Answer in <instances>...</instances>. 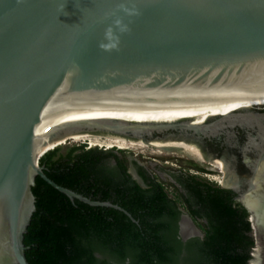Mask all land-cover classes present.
<instances>
[{"label": "water", "instance_id": "obj_1", "mask_svg": "<svg viewBox=\"0 0 264 264\" xmlns=\"http://www.w3.org/2000/svg\"><path fill=\"white\" fill-rule=\"evenodd\" d=\"M119 2L0 0V264H30L24 238L38 176L71 200L131 217L46 175L39 159L58 146L40 147L54 137L85 133L202 155L192 142L262 127L264 0H136L141 14L125 17L131 30L119 50L104 51L105 13ZM258 135L264 140V130ZM256 178L243 199L250 261L259 245L256 264H264V175Z\"/></svg>", "mask_w": 264, "mask_h": 264}, {"label": "trees", "instance_id": "obj_2", "mask_svg": "<svg viewBox=\"0 0 264 264\" xmlns=\"http://www.w3.org/2000/svg\"><path fill=\"white\" fill-rule=\"evenodd\" d=\"M62 150L58 146L39 159L49 178L93 200L117 204L131 217L71 200L38 176L36 211L24 238L30 264H249L255 245L249 213L234 204L230 189L178 177L188 191L182 196L190 213L206 220L204 237L184 243L177 226L165 220L179 211L161 183L142 187L131 180L114 148L83 143ZM138 173L148 179L142 167Z\"/></svg>", "mask_w": 264, "mask_h": 264}, {"label": "flooded vegetation", "instance_id": "obj_3", "mask_svg": "<svg viewBox=\"0 0 264 264\" xmlns=\"http://www.w3.org/2000/svg\"><path fill=\"white\" fill-rule=\"evenodd\" d=\"M261 110V111H259ZM258 108L255 111L264 112V109ZM262 127L259 128V125L256 123L254 127L247 125H237L235 127L225 130L220 135L215 137H202L196 142V144L202 155L204 165L198 163H191V165L203 172L208 173H217L221 175L223 183L221 182V187L230 189L232 191V200L234 204L239 205L240 207L247 210L249 213L248 220H250V212L248 210L247 204L244 202L243 195L247 192L249 186L248 180L251 177L255 176L257 178L264 175V165L260 168L261 174L255 173V169L258 167V161L260 155L262 154L260 143L264 142L260 138L258 132L261 133L264 129V122H262ZM259 144V145H258ZM264 146V145H263ZM221 160L224 163V172H220L215 168V160ZM206 162V163H205ZM136 166L135 170L142 182L135 178L133 171L127 167V173L130 175L131 180H136L142 187H146L150 181H155L161 183L164 186V191L167 193V197L171 200H176L177 210L179 211L178 215H167L165 220H168L170 223L177 226V234L181 242H187L192 238H203L198 235H193L192 232L196 231L195 228L204 233L203 226L206 222L205 219L201 217H196L190 213L189 208L187 207L184 196H188V191L182 187L181 183L178 181V177L181 179L191 180L195 178L196 180L203 181L200 177L192 175L189 171H184L183 169L178 171L168 170L166 176H154L148 169L144 166H141L138 162L134 161ZM142 167L148 176V179L145 180L139 173V168ZM183 176V177H182ZM256 178V179H257ZM193 180V179H192ZM205 181V180H204ZM172 183L174 188L177 190V197L171 195L166 188V183ZM229 185V186H228ZM264 194V191L262 192ZM250 195V193L248 194ZM189 223L190 231H185L184 226ZM185 224V225H184ZM183 227V228H182ZM192 227H195L192 230ZM189 234L188 237H185L182 233ZM257 249V247H256ZM252 251V250H251ZM251 264V261H249ZM253 264V261H252Z\"/></svg>", "mask_w": 264, "mask_h": 264}, {"label": "rangeland", "instance_id": "obj_4", "mask_svg": "<svg viewBox=\"0 0 264 264\" xmlns=\"http://www.w3.org/2000/svg\"><path fill=\"white\" fill-rule=\"evenodd\" d=\"M114 141L115 138L90 134V137L88 138H82V139L70 138L64 141V143H59V144H61V147L63 149L62 151H65L67 147L72 146L74 144H83V143H86L88 147L98 146L99 148H103V149L114 148V151L118 153L120 158L125 162V165L130 169V171L136 172L135 170L136 166L134 164V161H136L141 166H144L146 169H148L156 177H159L160 175L163 177L166 176L167 174L166 172L168 170L178 171L183 169L184 171H189V173L197 177H200L201 179L207 180L217 185H221V182H219L220 179H222L221 175H218L217 173L203 172L194 168L191 165V163L193 162L198 163L200 165H204L203 160L197 157L195 154H191L181 149L170 148L168 150L165 149L161 150L149 146L136 147L128 144H122V143L119 144V142H114ZM112 163L115 164L116 163L115 160H112ZM166 188L169 191V193H171V195L177 197L178 195L177 190L176 188H174L172 183L170 182L166 183ZM258 248L259 245L256 251H258Z\"/></svg>", "mask_w": 264, "mask_h": 264}, {"label": "clouds", "instance_id": "obj_5", "mask_svg": "<svg viewBox=\"0 0 264 264\" xmlns=\"http://www.w3.org/2000/svg\"><path fill=\"white\" fill-rule=\"evenodd\" d=\"M63 10L61 9V13ZM140 14L136 0H120L111 11L105 13V18H110L111 23L105 28L99 47L104 51L119 50L121 37L131 30L130 21L126 22L125 17L130 18Z\"/></svg>", "mask_w": 264, "mask_h": 264}, {"label": "bare ground", "instance_id": "obj_6", "mask_svg": "<svg viewBox=\"0 0 264 264\" xmlns=\"http://www.w3.org/2000/svg\"><path fill=\"white\" fill-rule=\"evenodd\" d=\"M90 137V134H85V133H67V135L65 136H56L54 137L53 139L47 141L45 144H43L41 147H40V153L42 152H45L46 150L50 149V148H54L56 146H59L61 144L59 143H64V141L70 139V138H74V139H82V138H88ZM114 142H119V144H128V145H131V146H139V147H143L145 145H140V144H136V143H131V142H127V141H123V140H119V139H115ZM94 144V143H93ZM126 147V146H125ZM134 148V147H133ZM165 150H168L170 148H164ZM175 149V148H174ZM141 150V149H140ZM162 150V149H161ZM186 152H189L191 154H195L197 157L203 159V155H200L198 153H195L193 151H187L185 150ZM161 152V151H159ZM214 162V167L217 168V170H219L220 172H224L223 168L220 166V164H218L216 161H212ZM219 182H222V179H220ZM229 186V185H228ZM245 202V201H244ZM185 225V224H184ZM190 224L187 223L185 226H184V229L185 231L189 230L190 231ZM254 226L256 227V224H255V220H254ZM257 254H258V251H255V259L251 260L253 261V264H256V260H257ZM252 263V262H251Z\"/></svg>", "mask_w": 264, "mask_h": 264}]
</instances>
